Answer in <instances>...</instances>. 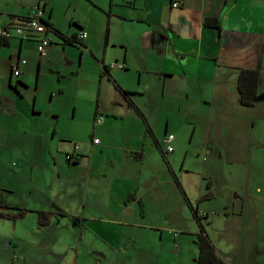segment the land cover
I'll list each match as a JSON object with an SVG mask.
<instances>
[{
    "label": "crops",
    "instance_id": "0c3cea01",
    "mask_svg": "<svg viewBox=\"0 0 264 264\" xmlns=\"http://www.w3.org/2000/svg\"><path fill=\"white\" fill-rule=\"evenodd\" d=\"M65 4L59 15L55 0H0L2 25L41 8L43 21L55 27L40 34L49 38L44 55L37 33L12 34L0 45V211L27 208L20 216L0 215V264H30L32 258L41 264L47 256L49 264H197L199 223L172 171L192 205L207 212L202 222L224 264L258 261L249 253L236 259L238 241L254 238V249L264 251L258 196L234 186L214 188L212 176L202 175L208 160L198 177L182 174L181 167L179 173L174 164L188 155L192 137L195 148L212 152L209 134L218 116L244 105L239 67H258L263 76L264 0ZM84 6L86 15L78 13ZM93 8L99 14L92 17ZM56 28L78 41H65ZM215 103L226 109L201 112ZM166 133L174 135L170 151ZM75 145L81 157L67 160ZM214 150L210 162L222 157V149ZM49 168L70 179L82 198L72 205L56 198L61 205L50 206L32 200L44 190ZM38 210L49 211L50 220L39 223Z\"/></svg>",
    "mask_w": 264,
    "mask_h": 264
},
{
    "label": "rangeland",
    "instance_id": "374dc122",
    "mask_svg": "<svg viewBox=\"0 0 264 264\" xmlns=\"http://www.w3.org/2000/svg\"><path fill=\"white\" fill-rule=\"evenodd\" d=\"M55 4V13L61 15L66 8L65 0L64 2L55 0ZM72 8L73 5L71 4L69 9L71 10ZM88 11L90 12L85 6L78 9V13H83V15H86ZM96 13L99 14V11L93 8L90 15L93 17ZM261 71L263 76L254 103L251 105H241V107L232 106L229 113H223L218 116L217 128L209 134V145L212 147V152L215 151L214 148L222 149V157L216 159L217 162H210L209 158L212 152H207L206 148L200 150V146L195 148L196 138L192 137L189 143L190 149L188 150V155L183 159H178L174 165L179 173L181 167L182 174L198 177L201 176L200 171L202 164L208 160L204 170L205 174L202 175L212 176L211 183L214 188H230L234 186L236 190H240L242 193L244 192V194L247 193V195L258 196L259 203L264 206V66H262ZM199 103L202 104L201 102ZM210 107H215V111L217 112L226 109L222 104L215 103L212 106L206 105L205 109H202L201 112L203 113L206 108ZM210 112L212 111L210 110ZM199 127L202 129L203 126L201 123ZM201 131L203 132V129ZM188 138L189 135L186 136L187 140ZM210 146H208V150L211 149ZM204 154L207 156L206 159H203ZM47 168L48 167L45 166L37 171L39 173H44ZM27 171L29 170L27 169L26 172ZM52 172L53 171L49 168L48 179L44 190H38L36 195H31L29 197L34 201H39L42 205L47 204L50 206L53 204L52 201L59 204L55 200L56 198L61 201L64 200L66 203H69V205H72L75 200L81 197L82 193H79L70 179L61 176L58 177L56 170H54L55 174ZM190 180L195 182L199 179ZM40 182L43 183L44 181L40 180ZM204 182H206V180H204ZM17 184L24 190L27 186L21 181H18ZM177 187L179 188L178 185ZM249 200L252 203L254 202L250 198ZM61 207L67 211H72L75 206L64 207L62 205ZM61 207L58 208L57 211L63 215L65 213ZM65 231L68 232L70 229ZM261 234L260 245H263L264 232ZM86 243L87 239L85 238V244ZM195 245L197 246V243ZM256 245H258V243H255L254 238L243 240V243L238 241L236 244V249H238L236 253L238 257L236 259L238 263L242 262L244 258L247 257V253H249L252 255L251 258L258 259V261L253 260V263L264 264V251L260 253L258 250L259 252H257L254 249ZM83 256L85 263H87L85 254H83ZM245 260L247 261V259ZM49 261L50 259L48 256L47 258H41V264H49ZM252 262H250V264ZM82 263L83 261H80V264ZM30 264H38V262L32 258ZM64 264H71V262L65 260Z\"/></svg>",
    "mask_w": 264,
    "mask_h": 264
},
{
    "label": "trees",
    "instance_id": "16d2710c",
    "mask_svg": "<svg viewBox=\"0 0 264 264\" xmlns=\"http://www.w3.org/2000/svg\"><path fill=\"white\" fill-rule=\"evenodd\" d=\"M30 18V16H22L20 17V20L18 22H23L27 21ZM210 22H217L216 17L211 18L209 20ZM46 25L51 27V29H55L51 25L50 22L45 21ZM56 31H58L59 35L68 42H77L78 40L76 39L75 35H66L63 32H61L59 29L56 28ZM6 36H0V45L5 43L7 41ZM261 72L258 67H239L238 68V77H237V89H238V97L239 101L244 104V105H251L254 103L257 97L258 89L260 86L261 82ZM120 87V86H119ZM121 88V87H120ZM123 93L129 97V90L121 88ZM130 101L133 103V101L130 99ZM166 133L165 135H167ZM164 135V136H165ZM163 136V138H164ZM174 138V135H173ZM172 144V141H170ZM163 144L164 147L167 151H170L167 149V146L165 144V141L163 139ZM173 147V146H172ZM173 149V148H172ZM161 152L164 153L163 149H161ZM82 155V154H81ZM81 155L79 154L78 157L73 160L76 161L78 160ZM165 155V153H164ZM80 156V157H79ZM66 158V157H65ZM69 160L68 158H66ZM71 161V160H70ZM172 175L175 179V182L179 186V189L186 200L187 204L189 205V208L192 212L193 217L196 218L197 222L199 223V230L196 232V242L198 245V255L196 258V263L197 264H224L223 258L216 252L215 246L213 242L211 241L209 235L207 234L205 230L204 223L202 222V219L207 216V212L204 214L200 212L196 207H194L180 181V179L176 176V174L172 171ZM8 208H12L13 210L11 211H0V215L3 216H9V217H16L22 215L27 208L23 206H7ZM38 221L39 223L43 224L48 222L50 219V212L46 210H38Z\"/></svg>",
    "mask_w": 264,
    "mask_h": 264
},
{
    "label": "built area",
    "instance_id": "2783aa9c",
    "mask_svg": "<svg viewBox=\"0 0 264 264\" xmlns=\"http://www.w3.org/2000/svg\"><path fill=\"white\" fill-rule=\"evenodd\" d=\"M174 5L178 4V1H174L173 3ZM43 13V10L41 8H37L34 13L30 16V18L27 21H23V22H18L12 25H2L0 24V36H10L12 34H18V35H31L33 33H37L36 35L40 36V34H45V31L47 30V25L46 23L43 21L41 14ZM82 35H84V32L82 33ZM39 42H38V52L41 55L46 54L45 51V46L49 43V38L46 36H40V38L38 37ZM26 59L22 58L21 62H25ZM15 74H18L20 72L18 66L13 70ZM103 116L100 115L96 118V122H100L102 121ZM164 141L165 144L167 146L168 150H172V144L170 143V141H172L173 139V134L172 133H168L167 135L164 136ZM99 138L94 137L93 141L98 142ZM77 151V145L74 146V151L70 152H66L65 153V157L68 158L69 160L73 161L75 160L79 153L76 152ZM203 213V212H202Z\"/></svg>",
    "mask_w": 264,
    "mask_h": 264
}]
</instances>
